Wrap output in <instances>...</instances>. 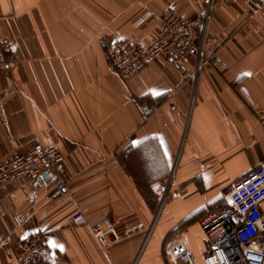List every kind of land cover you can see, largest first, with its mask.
Masks as SVG:
<instances>
[{"label":"crops","instance_id":"0c3cea01","mask_svg":"<svg viewBox=\"0 0 264 264\" xmlns=\"http://www.w3.org/2000/svg\"><path fill=\"white\" fill-rule=\"evenodd\" d=\"M209 2L0 0V40L12 51L0 70V161L48 141L64 157L50 183L0 190V264H19L13 245L34 234L45 239L44 264H172L175 243L202 264L199 221L264 163L255 116L264 109V0L210 9L197 76L193 58L178 68L158 56L122 80L102 42L146 46L163 11L191 20ZM167 184L185 193L163 199ZM78 211L87 223L68 224ZM102 220L119 235L107 249L90 231Z\"/></svg>","mask_w":264,"mask_h":264},{"label":"built area","instance_id":"2783aa9c","mask_svg":"<svg viewBox=\"0 0 264 264\" xmlns=\"http://www.w3.org/2000/svg\"><path fill=\"white\" fill-rule=\"evenodd\" d=\"M245 3L260 9L259 0H210L207 12L195 19L181 18L167 9L158 16V33L148 45L140 46L131 40L116 43L103 41L110 67L122 79L129 80L142 72L158 56L181 68L194 59V75H198L206 59V27L210 9L214 5ZM11 45L0 40V70L11 63ZM241 95L249 101L247 92L239 87ZM255 116L264 128V109H256ZM59 149L51 142L36 144L26 154L12 153L0 161V190L19 183H50L49 174L63 161ZM57 193H69L67 185L56 181ZM184 189L170 192V184L163 191V199H177ZM222 206L207 213L198 223L205 238L202 264H264V215L260 205L264 201V163L230 184L221 193ZM68 224L84 225L86 215L74 213ZM93 237L102 249L119 241L113 223L102 220L90 227ZM13 254L19 264H44L50 261L45 239L34 234L18 239ZM172 264H196L191 252L183 243L169 248Z\"/></svg>","mask_w":264,"mask_h":264},{"label":"trees","instance_id":"16d2710c","mask_svg":"<svg viewBox=\"0 0 264 264\" xmlns=\"http://www.w3.org/2000/svg\"><path fill=\"white\" fill-rule=\"evenodd\" d=\"M178 228H180V227H178Z\"/></svg>","mask_w":264,"mask_h":264}]
</instances>
